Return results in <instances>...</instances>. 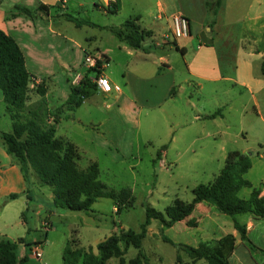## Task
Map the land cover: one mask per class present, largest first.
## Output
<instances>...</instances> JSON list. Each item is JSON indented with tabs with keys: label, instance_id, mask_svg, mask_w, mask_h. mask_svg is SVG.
Segmentation results:
<instances>
[{
	"label": "rangeland",
	"instance_id": "obj_1",
	"mask_svg": "<svg viewBox=\"0 0 264 264\" xmlns=\"http://www.w3.org/2000/svg\"><path fill=\"white\" fill-rule=\"evenodd\" d=\"M196 5L199 6L198 3ZM207 11L205 22L210 25L213 17ZM137 12L146 22L152 20V15L156 16L155 9L144 2L138 5ZM135 14L133 13L132 16ZM76 18L90 20L101 27H119L127 20L128 15L124 10L113 14L88 10ZM69 29L84 46L90 47L91 50L121 45L105 29L90 26L75 29L72 24H69ZM144 44H148L146 48L153 47L150 38H147ZM193 46H196V42H193ZM188 50L190 54L185 58L176 54L174 50L152 52H155L156 56L166 54L175 68L184 69L192 56L190 44ZM123 52L114 48V60L119 65L135 58ZM141 57L147 58L144 55ZM119 68L121 69L116 63L110 67L116 78L121 76ZM254 70L260 72L257 64ZM176 75L179 81L183 78H186V81L179 84L177 96L164 106L163 111L142 110L137 122L126 125L125 129H122L121 125L115 126L112 129V138L111 132L109 134L108 131H102L95 122L93 123L95 125L88 123L91 117L95 120L103 117L100 111L92 112V104L89 102L71 113L72 117L82 120L84 125L73 121L58 123L55 137L63 138L76 147L80 155L79 168L84 169L89 162L96 163L99 180L116 193L122 189H129L131 202L129 205L121 206L119 201L120 210L117 212L113 201L105 198L98 199L87 213L52 207L50 211L54 214L51 220L48 217L40 220V224L45 228H51L52 222L53 227L48 229L47 239L44 240V233L38 231L30 233L29 237L40 240V257L37 259L31 256L32 258L23 264H63L62 255L71 240H74L79 247L88 248L96 253V245L113 233H119L121 230L139 232L147 208L163 213L175 199L185 203L191 202L192 190L199 184L211 182L218 175L228 152L237 151L250 158L252 167L243 176L245 180L253 184L264 181V163H262L264 160H256V155L264 152V121L262 120L264 91L257 97L261 112V115L257 116L249 95L233 84L199 83L185 72ZM103 94L99 93L96 96L99 105L104 102ZM104 111H106L105 107H103ZM217 111H220L222 117H218L219 114L216 121L197 120L194 127L189 128L191 131L188 133L184 134L185 130L173 128L172 124H181L192 116L213 114ZM0 131H11V121L5 113L3 101H0ZM122 135L129 140L128 146L122 150L118 149L119 152L108 150L109 144ZM173 135L178 137L176 142H172ZM162 147H165L167 156L163 157L164 162L161 165L158 160L163 152L160 150ZM30 180L39 185L32 173ZM42 188L46 193L50 190L49 187ZM248 195L249 188H242L238 193L241 199L248 198ZM43 213L42 211L41 214ZM245 216L239 215L234 218L242 222ZM234 218L216 212L205 203H200L195 206L188 218L197 222L196 227H187L185 223L187 219L175 223L171 228L162 229L160 222L152 219L140 250L146 257L147 264H177V257L180 258L181 264H205L203 260L191 262L182 247L196 248L202 243L222 237L233 229ZM8 220L10 219L3 216L2 221ZM5 222L0 226L1 228H4ZM26 246L38 247V243ZM21 249L22 247L19 246L17 256L22 254ZM138 251L129 247L124 254V264L134 259ZM31 254L29 251L25 252V255ZM107 264H118V260L113 258Z\"/></svg>",
	"mask_w": 264,
	"mask_h": 264
},
{
	"label": "crops",
	"instance_id": "obj_2",
	"mask_svg": "<svg viewBox=\"0 0 264 264\" xmlns=\"http://www.w3.org/2000/svg\"><path fill=\"white\" fill-rule=\"evenodd\" d=\"M141 2L155 9L156 16L152 15L151 21L146 22L137 14V7ZM205 3L206 0H119L114 13L126 11L127 19L137 17L139 26L151 33L150 42L154 48L151 46L152 49L148 52L131 49L120 41L119 47L91 50L69 31V24L72 23L57 17L68 14L79 18L81 13L88 10L113 14L103 8L101 0H65L64 5H61V0H0V30L15 41L24 56L25 68L32 77L30 85H34L32 89L29 85L33 90L28 102L30 106H34L40 99L34 92L35 86L40 84L46 89L44 100L47 108L53 110L61 106L69 95L70 86L78 85L95 61L103 62L106 58V64L101 65L100 75L106 77L112 86H118L120 90L109 94L97 91L80 107L89 102L92 104V112L100 111L103 114L102 119L95 120L90 114L88 123L95 122L102 131L111 132V138L115 126L121 125L122 129H125L126 125L137 122L142 110L163 111L164 106L177 96L179 84L186 81V78L179 81L176 74H184V72L199 83L214 85L231 83L240 88L249 95L254 112L260 116L257 97L264 91V75L261 72V65L264 62V0H219L210 25L205 22L207 11ZM40 6L49 9L47 16L40 13L30 17L21 10L15 9L19 7L35 11ZM133 13L136 14L132 16ZM174 14H180L188 19L190 32L188 37L172 39L170 17ZM72 25L75 29L83 27L77 28ZM106 27L110 26H103ZM193 42H196L195 47ZM188 44L192 47V56L184 69L175 68L166 54L155 55L158 50L168 49L185 58L190 54ZM146 45L143 42L145 48ZM114 48L135 58L132 57L134 59L126 60L119 65L114 60ZM143 55L147 58L141 57ZM114 63L121 67L119 68L121 76L117 78L110 71ZM255 64L260 72L254 70ZM89 77L92 81L96 79L95 73L89 74ZM99 93H102L104 98L101 105L96 100ZM0 101H2V93ZM103 107L106 110L104 112ZM209 115L212 114H198L181 124L172 125L174 130H185L183 132L185 134L191 131L189 128L194 127L197 120L216 121L217 116L213 119L206 118ZM218 117H222V114ZM262 120L264 121L263 118ZM62 121H73L84 125L82 120L72 116L60 122ZM48 122H51V118ZM177 139V136H172V142H176ZM128 144L129 140L122 135L115 142H111L107 149L119 152L118 149L122 150ZM166 156L165 149L158 160L161 165L164 162L163 157ZM256 160H264V152L257 154ZM249 183L253 188H260L261 195L264 196V181ZM42 189L31 181L29 191L26 192L27 184L20 168L7 154L0 140V207H2L0 226L5 222L2 221L3 216L10 219L5 222L4 228L0 227V241L23 240L16 249L17 252L18 247H22V254L16 255L17 260L24 257L26 260L32 258V255H25V252H31L33 246L26 245L38 243V248L41 246L37 238L29 239L30 233L37 231L44 233L46 240L48 229L53 227L52 222L51 228H45L40 224L41 218L48 217L51 220L54 214L50 211L53 207L52 193L50 190L46 193ZM250 191L249 188V195ZM11 195L16 197L9 199ZM24 213L27 216L23 218ZM234 219L237 221L236 218ZM237 222L245 225L247 241L261 252L250 250L248 243L242 241L236 230L232 229L227 234L235 237V249L229 257V263L264 264V219L248 214L242 222Z\"/></svg>",
	"mask_w": 264,
	"mask_h": 264
},
{
	"label": "trees",
	"instance_id": "obj_3",
	"mask_svg": "<svg viewBox=\"0 0 264 264\" xmlns=\"http://www.w3.org/2000/svg\"><path fill=\"white\" fill-rule=\"evenodd\" d=\"M205 4L208 13L214 19L219 0H206ZM15 9L21 10L30 17L40 13L47 16L49 11L44 6L38 7L35 11L19 7H15ZM105 10L114 13L116 8ZM57 17L74 24L77 28L92 26L106 29L118 41L125 43L131 49H141L144 52L152 49L143 46V42L150 38L151 33L139 26L137 17L125 20L119 27L106 28L68 14ZM176 50L178 49L176 48ZM102 63L106 64V58L103 59V62L95 61L94 66L87 70L78 85L70 86L67 99L56 109L49 110L47 108L44 100L46 89L43 84L35 86L34 92L40 99L34 106H30L28 102L33 90L29 88V85L32 77L25 68L24 56L15 41L0 30V91L5 113L11 121V131H0V140L7 154L19 166L27 184L26 192L30 188V173H32L36 177L39 187L50 188L54 209L87 213L91 211L93 204L98 199L105 198L113 201L117 212L120 210L119 201H121V206L129 205L131 202L129 189H122L119 193L108 189L99 180V169L96 163L89 162L84 169L79 168L80 155L76 147L63 138L55 137L56 125L61 120L70 119L71 113L98 91L89 74L95 73L97 78L100 75ZM261 72L264 75V62L261 65ZM219 114L220 111H217L206 118L213 119ZM50 118L51 122L49 123ZM160 150H165V147ZM157 153L159 154V151ZM250 168L251 161L247 155L237 151L228 152L218 175L211 182L199 184L192 190L193 199L191 202L185 203L175 199L163 213L147 208L139 232L121 230L119 233H113L96 245V253L88 248L79 247L74 240H71L64 249L63 264H107L113 258L118 260V264H124V254L129 247L139 251L128 264H147L146 257L140 249L150 221L158 220L162 229L171 228L175 223L187 220L195 206L200 203H205L216 212L232 218L249 214L255 218L264 219V196L261 195V189L253 188L243 178ZM242 188L251 189L247 199L238 197ZM15 197L16 195H11L9 199ZM25 216L24 213L23 218ZM185 223L187 227H196L197 225L193 219H188ZM233 229L236 230L242 241L248 243L250 250L261 252L247 241L245 225L233 219ZM22 243V239L14 242L0 241V264H23L26 257L17 260L16 256L17 246ZM234 249L235 237L231 234L202 243L196 248L182 247L191 262L196 263L203 260L205 264H230L229 257ZM177 264H181L179 257H177Z\"/></svg>",
	"mask_w": 264,
	"mask_h": 264
},
{
	"label": "built area",
	"instance_id": "obj_4",
	"mask_svg": "<svg viewBox=\"0 0 264 264\" xmlns=\"http://www.w3.org/2000/svg\"><path fill=\"white\" fill-rule=\"evenodd\" d=\"M119 0H101V5L104 9L113 10L116 8ZM65 4V0H61V5ZM171 21V37L172 39L186 38L189 36V21L186 17L180 14H174L170 17ZM95 63V62H94ZM94 66V64H93ZM98 91L108 94L112 91L118 92L120 89L118 86H112L108 79L102 75H99L94 80ZM30 88H34V85H30ZM31 255L35 258L40 257V251L38 247L31 248Z\"/></svg>",
	"mask_w": 264,
	"mask_h": 264
}]
</instances>
